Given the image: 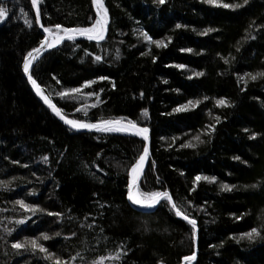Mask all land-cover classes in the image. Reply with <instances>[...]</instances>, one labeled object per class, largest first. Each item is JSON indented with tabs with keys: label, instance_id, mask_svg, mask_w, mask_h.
<instances>
[{
	"label": "trees",
	"instance_id": "16d2710c",
	"mask_svg": "<svg viewBox=\"0 0 264 264\" xmlns=\"http://www.w3.org/2000/svg\"><path fill=\"white\" fill-rule=\"evenodd\" d=\"M221 3L242 6L103 0L107 37L67 41L33 70L70 118H121L151 128L153 152L139 193L169 190L199 222L197 243L168 200L148 212L130 203L131 168L143 139L76 131L35 95L24 70L45 37L35 5L0 0L8 9L0 22V264H183L196 250L192 264H264V76L258 75L264 73V0ZM41 4L52 30L90 28L97 20L93 0ZM74 88L82 89L75 98L59 95ZM221 99L228 106L217 105ZM196 100L188 111H175ZM197 176L216 181L197 182ZM253 228L259 237L240 239ZM45 234L51 238L43 240Z\"/></svg>",
	"mask_w": 264,
	"mask_h": 264
},
{
	"label": "snow or ice",
	"instance_id": "6c2138e0",
	"mask_svg": "<svg viewBox=\"0 0 264 264\" xmlns=\"http://www.w3.org/2000/svg\"><path fill=\"white\" fill-rule=\"evenodd\" d=\"M33 4L36 5L37 4V0H32ZM157 3L159 4H164L166 2V0H156ZM207 2L209 4L215 5V6H221V7H225V8H239L242 5L240 4H225V3H221V0H207ZM94 3L97 5V12L100 16V19H97L95 24L90 27V28H62L60 25H56V28L58 30H61L63 33H65V35L61 36L59 39H57L55 41V43H49L48 39H45L43 41V43L41 44V46L39 48H36L33 52H29L28 53V59L25 62L24 65V70L25 72H29V69L33 63V61L37 58V56L35 54H39L41 52V49L44 48L45 46L51 48V47H55L56 44L62 42V40L67 39V40H74L76 39V36H86L88 39H95V40H103L104 39V33L106 31V27H107V9L104 7L103 4V0H94ZM244 3H247V0H244ZM8 13V9L5 7H0V22H3L7 16ZM37 19H39V10L37 8ZM26 23L29 24V26L31 27V22L30 21H26ZM177 27H180V25H177ZM45 32L51 33L52 29L50 28H45L44 29ZM213 31V29H208L204 34H207V32ZM142 35L145 37V39L149 40L152 43H155L157 47H167V44H165V42L163 40H158V41H152V38L150 36H148L147 33H142ZM170 42V40H169ZM185 51H189L191 52V49H187ZM35 53V54H34ZM101 57L97 56L96 60H100ZM177 67L183 68L184 65H177ZM195 75L197 76H201L203 75V73H195ZM258 75H262L264 76V73H260ZM29 80L33 83L34 86L37 87V91L38 93H40L42 95V90H40L39 86L36 85V81L32 79V76L29 75ZM251 79L255 80L257 79V75H251ZM93 82H89L86 83L85 85H83L84 88L90 87ZM82 89L81 88H74V89H70V90H66L63 91L61 93H59V95L61 97H71V98H75V94L81 93ZM88 95H97L96 93H89ZM43 99L45 100V103H48L49 106L52 108V110L61 117V119L65 120V123L69 124L72 128L76 129V130H80V129H95L96 131H100V132H131L134 135L137 136H142L143 139L145 141H147L149 139L148 137V133H149V129L146 127H139L135 122L133 121H127V123L121 121V120H104L101 121L99 123L96 124H90V123H86L83 121H78V120H70L67 119L66 117H64L61 114V110L58 109L55 104H52L48 97L44 96ZM201 101L196 100V101H189L187 104L182 105L180 107H178L177 109H175V111L180 112V111H188L191 107H195L197 105H199ZM217 105L219 106H228V102L226 100H217L216 101ZM95 105H93L94 107ZM79 110V109H78ZM86 114V113H85ZM144 115H147V111L145 110ZM219 118H217L218 120ZM212 128V130H214V126H210ZM254 138V137H253ZM197 140H199V137H196ZM186 146H194L192 144L186 145ZM148 156V148L145 147L143 154L139 157L138 161L135 163V165L131 168V172H132V183L135 184L136 183V179H137V174L138 172H142L143 168H144V163L146 161V158ZM237 159H239L237 157ZM200 180H204L210 183H214L216 181L215 177H208V176H197L196 177V181L199 182ZM222 188L226 191H231V186L229 185H222ZM138 192V189H137ZM129 200L137 206L140 207H146V208H151L154 207L156 204H158L162 199L164 200H168L169 202H172V197L170 194H168L167 192H152V193H142V194H136V193H131L129 195ZM19 205L24 208L25 210H31V211H35L34 209H30V207L28 205H26L24 203V201H18ZM172 208L176 210V214L179 216H182L183 219H185L192 227L193 232L195 233V231L197 230V222L195 219H190L187 215H184L180 209L177 207V205L172 202L171 204ZM50 215H59V214H53V213H49ZM25 221L20 220L18 221V223H24ZM57 236H59V233H56ZM260 236V231L256 228L251 229L250 231H248L247 233H244L241 235L240 239H248L250 241L255 240L257 237ZM51 237H49L48 235H43L42 239L43 240H49ZM28 243H30L32 245L33 248H39L41 252H47V249L44 248L42 245H39L37 243L36 240H32L29 241ZM25 245L21 244V243H14L12 245L13 248L16 249H20L23 248ZM119 254H117V258L118 259ZM195 256L193 255L192 257H186V260H191L194 259ZM103 260V258H102ZM56 264H61V262L59 260L56 261Z\"/></svg>",
	"mask_w": 264,
	"mask_h": 264
},
{
	"label": "water",
	"instance_id": "95a60500",
	"mask_svg": "<svg viewBox=\"0 0 264 264\" xmlns=\"http://www.w3.org/2000/svg\"><path fill=\"white\" fill-rule=\"evenodd\" d=\"M41 0H37V4L35 5V11H36V18H37V8H38V10H39V19H37V22H38V25L40 26V28H41V30H42V32L44 33V35H45V37H44V40L45 39H48V41H49V43H55V41L57 40V39H59L61 36H63V35H65V33L64 34H62V35H56V34H54L53 32H51V33H48V32H45L44 31V29L46 28L45 27V25H44V22H43V18H42V14H41ZM93 6H94V10H95V13H96V16H97V19H100V16H99V14H98V12H97V5L94 3V0H93ZM107 27H106V31H105V33H104V39L107 37V35H108V31H109V24H110V17H109V13L107 14ZM52 36H55V37H52ZM77 39H88L86 36H79V35H77L76 36V39H74V40H77ZM103 39V40H104ZM43 40V41H44ZM88 40H94V41H98V40H95V39H88ZM67 41H71V40H67V39H64V40H62V42H60V43H58V44H56V46L55 47H51V48H49V47H47V46H45L44 48H42L41 49V52L39 53V54H35L36 56H37V58L33 61V63H32V65H31V67H30V69H29V72H25L26 73V76H27V78L29 77V75H31L32 76V79L33 80H35L36 81V85H38L39 86V88H40V90H42V95L40 94V93H38V91H37V87L36 86H34L33 85V83L29 80V78H28V80H29V83H30V85H31V87H32V89H33V91H34V93H35V95L46 105V106H48L51 110H52V108L49 106V104L48 103H45V100L43 99V97L44 96H46V97H48V99H49V101L52 103V104H55V106L58 108V109H60L61 110V114L64 116V117H66L67 119H70V120H76V119H73V118H70L69 116H67L64 112H63V110H62V108L47 94V92L45 91V89L42 87V85L37 81V79L33 76V70H34V68H35V66H36V64L39 62V60L46 54V53H48L50 50H52V49H55V48H57V47H59L61 44H63V43H65V42H67ZM99 41H102V40H99ZM43 43V42H42ZM41 43V44H42ZM41 44H40V46H41ZM39 46V47H40ZM39 47H37V48H39ZM34 51V50H33ZM32 51V52H33ZM29 57H27L26 58V60L28 59ZM26 62V61H25ZM53 111V110H52ZM53 113L63 122V123H65V120H63V119H61V117L59 116V115H57L54 111H53ZM108 120H113V121H115V120H121V121H123V122H125V123H127V121H131V120H128V119H121V118H119V119H108ZM78 121H80V120H78ZM104 121V120H103ZM83 122H86V121H83ZM99 122H101V121H95V122H86V123H90V124H96V123H99ZM134 122V121H133ZM139 127H146V128H148L149 129V133H148V137H149V139L147 140V141H145L144 139H143V137L142 136H138V137H140L141 139H143V141L145 142V147H147L148 148V156H147V158H146V161H145V163H144V168H143V171L142 172H138V174H137V179H136V183L135 184H133L132 183V172H131V182H130V187H129V193H128V197H129V195L131 194V193H136V194H139V190H140V186H141V183H142V181H143V179H144V177H145V174L147 173V170H148V168H149V164H150V161H151V157H152V152H153V136H152V130H151V128L150 127H148V126H143V125H141V124H139V123H137V122H135ZM68 127H70V128H72L69 124H67V123H65ZM72 129H74V128H72ZM74 130H76V129H74ZM76 131H80V132H100V131H96L95 129H91V130H89V129H80V130H76ZM125 133V132H124ZM128 134H131V135H134V134H132L131 132H128ZM135 136H137V135H135ZM145 149V148H144ZM144 152V151H143ZM137 189H138V192H137ZM162 192H167L168 194H170L171 195V197H172V202H174L175 204H176V202H175V200H174V198H173V195H172V193L169 191V190H164V191H162ZM164 199H162L158 204H156L154 207H151V208H146V207H140V206H137V205H134L130 200V203L135 207V208H137V209H139V210H141V211H144V212H148V211H153V210H155L158 206H159V204L163 201ZM172 202H169L170 203V205L172 204ZM177 205V204H176ZM178 207V206H177ZM179 208V207H178ZM180 209V208H179ZM175 210V209H174ZM180 211L184 214V215H187V214H185L181 209H180ZM175 212H176V210H175ZM188 216V215H187ZM180 217H182V216H180ZM190 219H195V218H191L190 216H188ZM196 220V222H197V230L195 231V238H196V240H197V243H198V239H199V232H200V230H199V222L197 221V219H195ZM195 256V258L194 259H191V260H186L185 258L186 257H192V256ZM185 258H184V260H183V264H192V263H194L196 260H197V258H198V251L196 250V252L194 253V254H192V255H189V256H186Z\"/></svg>",
	"mask_w": 264,
	"mask_h": 264
},
{
	"label": "rangeland",
	"instance_id": "374dc122",
	"mask_svg": "<svg viewBox=\"0 0 264 264\" xmlns=\"http://www.w3.org/2000/svg\"><path fill=\"white\" fill-rule=\"evenodd\" d=\"M107 14H108V12H107ZM53 31V33L54 34H56V35H58V34H61L62 33V31L61 30H58V29H54V30H52ZM140 194V193H139Z\"/></svg>",
	"mask_w": 264,
	"mask_h": 264
},
{
	"label": "bare ground",
	"instance_id": "6f19581e",
	"mask_svg": "<svg viewBox=\"0 0 264 264\" xmlns=\"http://www.w3.org/2000/svg\"><path fill=\"white\" fill-rule=\"evenodd\" d=\"M52 37H55V36H52Z\"/></svg>",
	"mask_w": 264,
	"mask_h": 264
}]
</instances>
